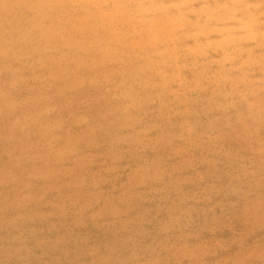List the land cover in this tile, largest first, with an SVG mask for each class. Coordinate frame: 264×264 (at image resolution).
<instances>
[{
	"label": "clouds",
	"instance_id": "obj_1",
	"mask_svg": "<svg viewBox=\"0 0 264 264\" xmlns=\"http://www.w3.org/2000/svg\"><path fill=\"white\" fill-rule=\"evenodd\" d=\"M0 264H264V0H0Z\"/></svg>",
	"mask_w": 264,
	"mask_h": 264
}]
</instances>
